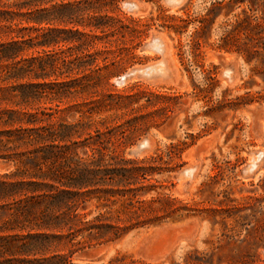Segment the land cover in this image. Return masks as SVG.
<instances>
[{
    "label": "rangeland",
    "instance_id": "obj_1",
    "mask_svg": "<svg viewBox=\"0 0 264 264\" xmlns=\"http://www.w3.org/2000/svg\"><path fill=\"white\" fill-rule=\"evenodd\" d=\"M28 1L0 0V11H17L9 6ZM79 1L82 2L39 0L32 11L55 19L60 17L55 12L56 6ZM239 1L243 3L183 0L173 6L166 0H107L96 16L105 17L104 23L108 24L98 28L89 24L93 12L82 14L84 25L77 28L97 38L90 48L91 53H98L95 60L98 67H93L100 68L102 75L98 87L92 90L95 96L153 92L168 98L164 103L171 111L155 115L159 126L150 128L121 151L124 156L143 158L158 149L165 150L170 143L191 142L190 136L197 138V142L183 153L186 164L179 171L156 176L167 181L170 188L167 193L195 209L191 217L135 230L117 241L79 252L74 257L75 263L107 264L114 257H126L147 264H184L197 254L212 264H264V77L259 74L264 69V0ZM127 2L138 4L139 9L125 8ZM26 12L24 9L23 13ZM23 19H0V44L17 39L26 41L18 61L43 57L47 65L56 56L61 68L59 75H52L46 82L63 83L80 78L79 72L67 74L63 65L72 54L68 43L38 46L40 36L48 29L74 26L56 19L41 25ZM155 37L163 43L162 52L147 48ZM225 37L229 42H224ZM225 43L228 47L223 48ZM32 44L33 47L28 46ZM244 46L255 53L250 63L237 51ZM73 53L81 55L80 50ZM49 64L47 71H51ZM40 65L35 63L36 73ZM151 66L161 68L151 74L158 76L135 75L123 85L115 82L133 69ZM2 67L0 63V113L10 109L36 112L56 105L68 110L82 102L76 96L60 103L43 101L25 106L20 104L16 92L13 93L16 97L6 101L7 90L43 80L31 78L33 74L19 81L11 80ZM145 102L142 98L140 104ZM152 110L126 112L121 121L144 116ZM64 115L67 122L81 118L73 109ZM3 129L6 126L0 124V130ZM143 139L150 140V148L139 156L131 154V149ZM260 153L263 157L259 160ZM253 162H257V167L249 171ZM191 168H195L193 177L180 179V173ZM14 169L13 164L0 160V175Z\"/></svg>",
    "mask_w": 264,
    "mask_h": 264
},
{
    "label": "trees",
    "instance_id": "obj_2",
    "mask_svg": "<svg viewBox=\"0 0 264 264\" xmlns=\"http://www.w3.org/2000/svg\"><path fill=\"white\" fill-rule=\"evenodd\" d=\"M38 1L14 3L9 8L17 11H0V19L24 18L37 25L56 19L73 25L70 29H48L40 36L38 46L68 43L72 54L63 65L67 74L79 72L81 77L63 83L46 82L52 75H59V59L55 56L48 63L51 71H47L43 57L18 61L26 41L11 40L0 44V63L7 78L19 81L33 74L31 78L43 81L17 85L7 90L4 99L12 100L16 92L20 104L32 106L34 102L53 104L79 96L82 102L68 110L73 109L81 118L67 122L64 114L68 110L58 105L36 112L10 109L0 113V124L6 126L0 130V160L15 166L12 172L0 175V264H77L74 257L79 252L117 241L135 230L193 215L195 209L167 193V181L159 178L185 166L183 153L196 144L197 138L170 143L165 150L158 149L143 158L125 157L122 152L126 148L150 128L159 126L154 116L171 111L164 103L168 98L153 92L103 97L92 92L102 77L100 68L93 67H98V53L90 51L97 38L77 27L84 25L81 16L85 12L94 13L89 23L93 27L108 24L105 17L96 16L107 0L56 6L59 19L32 11ZM24 9L28 12L23 13ZM237 26L241 27L240 22ZM227 37L224 42H229ZM79 50L82 57L73 53ZM237 51L248 63L254 58L255 53L246 46ZM36 62L41 64L39 73L34 70ZM259 74L264 77V69ZM142 98L146 99L144 104H140ZM147 108L154 110L121 121L126 112ZM97 116L99 120L94 119ZM107 264L147 263L114 257ZM184 264L212 263L193 254Z\"/></svg>",
    "mask_w": 264,
    "mask_h": 264
},
{
    "label": "water",
    "instance_id": "obj_3",
    "mask_svg": "<svg viewBox=\"0 0 264 264\" xmlns=\"http://www.w3.org/2000/svg\"><path fill=\"white\" fill-rule=\"evenodd\" d=\"M183 1V0H182ZM181 1V3H182ZM166 2L170 5L176 6V5H180V4H174V2L172 0H166ZM124 7L129 9V10H138L139 8H136V4L134 2H127L124 4ZM157 37L153 38L148 44H147V48L149 45H151L154 40H156ZM157 52V51H156ZM148 69L149 67H145V69H141V68H136L131 70L130 72H127L126 74H124L123 76L119 77L118 79L115 80L116 84L118 85H123L127 82V80L131 79L132 77H134L135 75H141L144 76L143 73H148ZM150 71V69H149ZM158 75H150V76H144V77H155ZM161 76V75H159ZM165 76V75H163ZM151 146L150 140L149 139H143L140 143H138L137 145H135L132 149H131V154L135 155V156H139L141 155L145 150L149 149ZM263 157V154L260 153L258 156V159L260 160ZM257 167V165L255 166H250L249 171H253L255 168ZM194 175V172H191L189 169H185L180 173V179H191Z\"/></svg>",
    "mask_w": 264,
    "mask_h": 264
},
{
    "label": "bare ground",
    "instance_id": "obj_4",
    "mask_svg": "<svg viewBox=\"0 0 264 264\" xmlns=\"http://www.w3.org/2000/svg\"><path fill=\"white\" fill-rule=\"evenodd\" d=\"M172 1L174 2V4H179V3H181L182 0H172ZM136 8H139L138 4H136ZM162 46H163V43H162V41L159 38L154 40V42L151 45H149V47H151L153 49H156L157 51H160V52L163 51ZM149 69H150V71H149ZM149 69H148V73H143L144 76H149L151 74H154L156 72H160L161 71V68H158V66H151V67H149ZM255 165H257V162H253V164L251 166H255ZM189 170L191 172L195 173V168H191Z\"/></svg>",
    "mask_w": 264,
    "mask_h": 264
}]
</instances>
